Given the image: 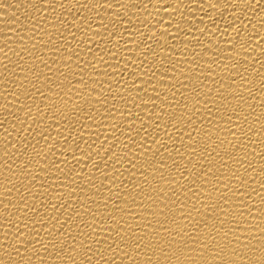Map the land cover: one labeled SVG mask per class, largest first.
Listing matches in <instances>:
<instances>
[{
	"label": "bare ground",
	"instance_id": "6f19581e",
	"mask_svg": "<svg viewBox=\"0 0 264 264\" xmlns=\"http://www.w3.org/2000/svg\"><path fill=\"white\" fill-rule=\"evenodd\" d=\"M0 264H264V0H0Z\"/></svg>",
	"mask_w": 264,
	"mask_h": 264
}]
</instances>
